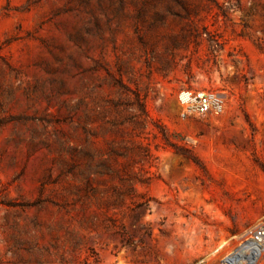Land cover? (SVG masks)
Instances as JSON below:
<instances>
[{"label": "rangeland", "instance_id": "374dc122", "mask_svg": "<svg viewBox=\"0 0 264 264\" xmlns=\"http://www.w3.org/2000/svg\"><path fill=\"white\" fill-rule=\"evenodd\" d=\"M263 217L264 0H0V264H202Z\"/></svg>", "mask_w": 264, "mask_h": 264}, {"label": "built area", "instance_id": "2783aa9c", "mask_svg": "<svg viewBox=\"0 0 264 264\" xmlns=\"http://www.w3.org/2000/svg\"><path fill=\"white\" fill-rule=\"evenodd\" d=\"M178 102L188 113L198 116L222 111L223 101L213 92L182 91ZM231 244L223 240L209 251L202 264H264V217L252 227L246 229Z\"/></svg>", "mask_w": 264, "mask_h": 264}]
</instances>
